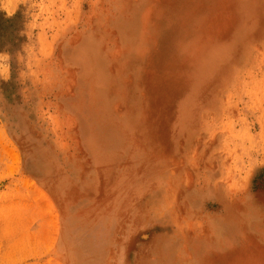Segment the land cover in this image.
<instances>
[{
  "label": "rangeland",
  "instance_id": "obj_1",
  "mask_svg": "<svg viewBox=\"0 0 264 264\" xmlns=\"http://www.w3.org/2000/svg\"><path fill=\"white\" fill-rule=\"evenodd\" d=\"M0 264H264V0H0Z\"/></svg>",
  "mask_w": 264,
  "mask_h": 264
}]
</instances>
